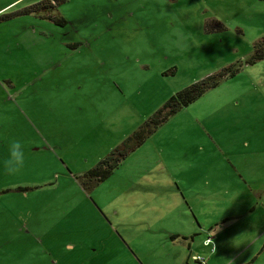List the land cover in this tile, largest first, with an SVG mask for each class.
Returning a JSON list of instances; mask_svg holds the SVG:
<instances>
[{"label": "rangeland", "instance_id": "374dc122", "mask_svg": "<svg viewBox=\"0 0 264 264\" xmlns=\"http://www.w3.org/2000/svg\"><path fill=\"white\" fill-rule=\"evenodd\" d=\"M39 1L0 0L11 2L0 9V264H264V239H252L264 220V56L246 62L264 51V0L28 9ZM227 65L234 75L105 178L83 175L170 94ZM13 140L25 161L9 175ZM235 164L249 176L239 193L226 191Z\"/></svg>", "mask_w": 264, "mask_h": 264}, {"label": "trees", "instance_id": "16d2710c", "mask_svg": "<svg viewBox=\"0 0 264 264\" xmlns=\"http://www.w3.org/2000/svg\"><path fill=\"white\" fill-rule=\"evenodd\" d=\"M50 1H39L31 6L34 10L40 7H47ZM61 21V18H59ZM264 56V51L258 49L251 55L246 62H252L253 59ZM238 68H231L230 65L224 66L219 70L209 73L199 80L193 81L190 84L176 90L147 118H145L140 125H138L129 135H127L120 145L109 151L104 157L99 159L95 165L84 172V176H89L92 183L105 178L111 170L120 162L127 152L138 146L143 140L167 117L177 111L181 106L193 101L200 96L206 89L218 84V82L226 76H232ZM176 234H171L170 237H176Z\"/></svg>", "mask_w": 264, "mask_h": 264}, {"label": "crops", "instance_id": "0c3cea01", "mask_svg": "<svg viewBox=\"0 0 264 264\" xmlns=\"http://www.w3.org/2000/svg\"><path fill=\"white\" fill-rule=\"evenodd\" d=\"M9 3H11V2H8L6 5H8ZM6 5H4V6H6ZM4 6H2L1 8H3ZM0 8V9H1ZM235 169L238 171L237 172V176L235 175L234 177H232L231 178V180H232V182H233V184H234V186H230L228 189H226V191L228 192V191H232V192H235V191H237L238 193H239V178H240V180H241V182H247V180L246 179H248V177L249 176H246V175H244L241 171V166H239V164L237 165V164H235ZM264 189V188H263ZM240 198L239 199H241V201H243V199H242V197L241 196H239ZM261 204H262V208H263V212H264V199H263V202H260ZM188 206L191 208V205L190 204H188ZM191 210H192V208H191ZM249 210H251V209H249ZM193 212V211H192ZM194 213V212H193ZM255 226H256V229L254 230V232L252 233V235H253V237H252V239H258V238H261V239H264V220H262V222H259V223H257V224H255ZM239 229H240V231L242 230V228H241V226L239 227ZM172 234H176L177 236L176 237H174V238H171L170 237V239L171 240H177V238H185L186 237V231L185 230H182V232H176V233H172ZM181 234V236H179ZM216 234H217V232H216ZM183 236V237H182ZM190 239H193V237H190ZM210 238L208 237V236H204V237H202V239H201V244H203V243H206L208 240H209ZM184 242L185 241H187V239L186 240H183ZM186 244H187V246L188 247H190L191 246V244H190V242H186ZM204 246H207L208 245V243L207 244H203ZM239 245H243L242 244V242H239ZM248 245L246 244L245 245V247H247ZM263 247V246H262ZM257 249V248H256ZM205 251H207V255H208V258H209V260H210V257L212 256L211 254V252L212 251H214V248H212V247H210L209 249H206ZM239 251H241V248H239ZM258 252H259V250H258ZM258 254V253H257ZM192 255H195V254H192ZM187 257V256H186ZM255 256L253 255L249 260H247L246 262H248V261H250V260H252L253 258H254ZM185 260L187 261V258H185ZM197 260V259H196ZM140 261H142V260H140ZM198 261H200V260H198ZM143 262V261H142ZM197 262V261H196ZM242 263H244V262H237V264H242ZM144 264V263H143Z\"/></svg>", "mask_w": 264, "mask_h": 264}, {"label": "clouds", "instance_id": "9594fccd", "mask_svg": "<svg viewBox=\"0 0 264 264\" xmlns=\"http://www.w3.org/2000/svg\"><path fill=\"white\" fill-rule=\"evenodd\" d=\"M25 155L23 145L19 140H13L8 146V157L4 160L5 172L9 175L17 174L24 165ZM181 168H176L179 172Z\"/></svg>", "mask_w": 264, "mask_h": 264}, {"label": "built area", "instance_id": "2783aa9c", "mask_svg": "<svg viewBox=\"0 0 264 264\" xmlns=\"http://www.w3.org/2000/svg\"><path fill=\"white\" fill-rule=\"evenodd\" d=\"M193 258L197 259V260H200V261H203V258L200 257V256H193Z\"/></svg>", "mask_w": 264, "mask_h": 264}]
</instances>
